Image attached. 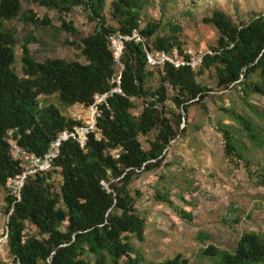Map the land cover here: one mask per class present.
I'll use <instances>...</instances> for the list:
<instances>
[{
	"label": "trees",
	"instance_id": "trees-1",
	"mask_svg": "<svg viewBox=\"0 0 264 264\" xmlns=\"http://www.w3.org/2000/svg\"><path fill=\"white\" fill-rule=\"evenodd\" d=\"M38 2L62 14L84 5L95 25L79 42H70L84 62L60 57L39 61L30 53L27 40L18 66L19 42L7 24L17 18L38 19L32 10H23L21 0H0V186L7 190L9 255L7 261L0 256V264H183L180 255L159 263L147 261L135 249L132 238L145 239L147 221L137 208L141 193L132 183L142 173L168 164L172 142L187 132L192 105L205 107L211 93L235 88L245 96L252 92L264 97V12L237 23L223 10L212 9L204 22L218 32L215 45L209 46L214 54L193 69L148 65L146 48L184 50V42L179 24L143 13L145 0ZM106 6L115 24L104 14ZM62 27L73 29L66 22ZM134 29L145 41H124L121 70L109 38L131 35ZM207 71L213 74L215 87L199 82ZM120 72L122 93L108 97L85 146L74 140L64 142L52 168L28 176L21 200L15 201L6 182L22 172L23 162L14 155L12 141L42 155L62 130L78 123L40 97L56 95L67 106L86 108L95 95L117 86L114 80ZM170 99L178 111L168 106ZM138 103L142 108L135 114ZM248 106V115L224 110L241 125L253 148L264 152V110ZM225 127L220 130L226 156H236L249 165L247 146L236 130ZM259 167L264 171V166ZM155 198L171 204L159 191ZM202 254L209 264H264V233L244 232L232 249L211 244Z\"/></svg>",
	"mask_w": 264,
	"mask_h": 264
},
{
	"label": "rangeland",
	"instance_id": "rangeland-1",
	"mask_svg": "<svg viewBox=\"0 0 264 264\" xmlns=\"http://www.w3.org/2000/svg\"><path fill=\"white\" fill-rule=\"evenodd\" d=\"M145 1L143 13L149 18L162 17L182 27L184 49L215 45L218 32L204 22L214 8L223 10L237 23L264 12V0ZM21 2L23 10H32L38 21L17 18L7 24L15 30L19 42L16 46L18 66L22 46L27 40L30 53L39 61L48 57L85 61L76 45L70 43L79 42L93 31L95 22L88 18L89 11L84 5L62 14L41 5L38 0ZM108 12L106 6L104 14L111 24H115ZM63 22L73 29H63ZM198 80L210 87L216 85L209 71ZM153 81L158 82L157 78ZM40 100L54 104L68 117H73L82 108L67 106L56 95L41 96ZM167 103L178 111L171 99ZM248 104L263 111L264 97L252 92L245 96L242 89L235 88L211 93L205 107L192 105L188 111L187 132L172 142L168 164L142 173L132 183V188L141 193L137 208L147 221L145 239L139 241L133 237L132 243L147 261L159 263L180 255L183 264H209L202 254L209 245L232 249L244 232L264 233V183H261L264 182V171L259 170V166H264V152L253 148L241 125L224 110L231 108L248 115L251 114ZM138 105L135 114L141 111V103ZM225 126L236 130L247 146L251 156L249 165L236 156H226L225 138L220 130ZM262 126L264 128V123ZM141 139L146 146V137ZM260 158V164L256 165ZM157 191L166 194L171 204L158 201L155 198ZM6 195V188L0 186V236L8 221ZM0 256L9 260L6 247Z\"/></svg>",
	"mask_w": 264,
	"mask_h": 264
},
{
	"label": "built area",
	"instance_id": "built-area-1",
	"mask_svg": "<svg viewBox=\"0 0 264 264\" xmlns=\"http://www.w3.org/2000/svg\"><path fill=\"white\" fill-rule=\"evenodd\" d=\"M109 39L114 59L120 65L121 70L123 69L121 55L124 41L131 39L140 42L145 41L138 29H134L131 35L114 34L110 36ZM145 50L147 63L151 67L171 65L174 68L190 67L194 69L201 65L203 59L207 55L214 54V51L210 47L180 50L175 46L169 50H149L147 48ZM114 81L117 83V86L107 92L95 95L94 101L88 107H82L74 114L73 117L78 123L70 128L62 130L57 137L51 141L49 150L44 154L39 155L35 152H29L12 141L11 145L14 155L20 157L23 162L22 172L14 177H10L6 182L8 192L15 201L21 200L22 189L28 176L42 173L52 168L53 162L59 156L61 146L64 142L74 140L81 147L85 146L90 134L97 128L98 119L102 116V106L107 104L108 97L116 93H122L120 88L121 72ZM7 240L8 227L6 225L5 230L2 232V236H0V253L4 251Z\"/></svg>",
	"mask_w": 264,
	"mask_h": 264
},
{
	"label": "water",
	"instance_id": "water-1",
	"mask_svg": "<svg viewBox=\"0 0 264 264\" xmlns=\"http://www.w3.org/2000/svg\"><path fill=\"white\" fill-rule=\"evenodd\" d=\"M109 183H106L105 186L108 187Z\"/></svg>",
	"mask_w": 264,
	"mask_h": 264
},
{
	"label": "crops",
	"instance_id": "crops-1",
	"mask_svg": "<svg viewBox=\"0 0 264 264\" xmlns=\"http://www.w3.org/2000/svg\"><path fill=\"white\" fill-rule=\"evenodd\" d=\"M80 107H82V106H80Z\"/></svg>",
	"mask_w": 264,
	"mask_h": 264
}]
</instances>
